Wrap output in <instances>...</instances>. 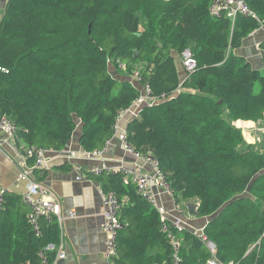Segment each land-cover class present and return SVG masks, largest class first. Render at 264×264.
<instances>
[{
    "label": "trees",
    "instance_id": "16d2710c",
    "mask_svg": "<svg viewBox=\"0 0 264 264\" xmlns=\"http://www.w3.org/2000/svg\"><path fill=\"white\" fill-rule=\"evenodd\" d=\"M212 1L9 0L0 22V116L16 123L25 147L63 151L81 123L82 149L101 151L119 113L141 95L111 65L122 76L141 65L140 84L160 101L128 125L127 141L154 156L177 203L195 200L196 218L215 216L203 236L180 235V264H208V242L219 263L264 264V152L236 125L264 119V63L257 69L236 55L264 23V0H245L255 17L233 21L211 16ZM185 50L197 67L182 81L174 52ZM101 180L122 203L126 226L114 264H173L157 209L120 175ZM4 197L0 264H41L43 250L53 261L56 252L45 248L59 243L56 218L42 219L37 237L22 197Z\"/></svg>",
    "mask_w": 264,
    "mask_h": 264
},
{
    "label": "crops",
    "instance_id": "0c3cea01",
    "mask_svg": "<svg viewBox=\"0 0 264 264\" xmlns=\"http://www.w3.org/2000/svg\"><path fill=\"white\" fill-rule=\"evenodd\" d=\"M8 2L9 0H0V22L4 17ZM263 46L264 23L243 41L236 55L246 59L254 68L261 69L264 63ZM174 56L181 73V80L184 81L186 72L181 57L175 52ZM114 77L120 81L130 82L143 92V86L135 77L122 76L118 72ZM143 109L130 108L122 120L121 132L126 133L127 124L137 119ZM81 132V123H78L75 136L63 151L48 150L44 155L43 170H37L35 160L24 155L17 137L8 138L0 134V188L5 189L8 194H17L22 197L31 181L44 185L60 204L64 215L70 212L76 214L74 219L68 218L64 222L67 258L63 264H106L105 242L107 237L102 228L103 216L101 215L102 195L105 191L101 179H106L112 169L130 167L134 160L124 152L117 140H114L101 156L96 155L95 152L84 151L79 144ZM76 167H81L86 171L102 168L104 172L100 177L90 176L88 179L78 181ZM23 173L29 174V179H21L20 175ZM154 191L158 195L159 202L168 209L169 215L178 216L188 230L196 233L206 227L208 218L198 219L193 215L197 207L195 200L181 201V207L186 206L185 213L182 209V213L176 215L172 213V199L159 188ZM27 209L30 212L28 206ZM156 253L155 249L147 256H153Z\"/></svg>",
    "mask_w": 264,
    "mask_h": 264
},
{
    "label": "built area",
    "instance_id": "2783aa9c",
    "mask_svg": "<svg viewBox=\"0 0 264 264\" xmlns=\"http://www.w3.org/2000/svg\"><path fill=\"white\" fill-rule=\"evenodd\" d=\"M223 12H225L227 17L232 21L235 20L239 14L255 17V13L249 8L245 0H213L210 6L211 16L220 17ZM181 59L185 72L193 73L197 67V62L192 56L190 50H185L181 54ZM119 68L120 70L125 71L127 65L120 63ZM133 77H135L140 83L141 76L138 72H135ZM159 101V99L152 97L151 88L149 86H144L143 92H141V95L135 100L130 108H144ZM130 108L119 113L117 123L114 126L113 136L106 140L103 149L101 151H95V154L101 156L103 152L108 150L114 140H117L121 144L124 152L134 160V163L130 167H119L110 170L109 173L118 174L126 183L134 184L136 186L138 197L157 209L162 221V232L167 235L173 250V264H180L183 244L180 235L187 228L178 216L169 215L170 213L168 209L159 202L158 195L155 193L154 189H161L172 199V213H176V215L182 213L181 203H177L174 199V191L170 188L167 176L160 169L154 156L151 153L137 151L128 143L126 133L121 132L122 120ZM19 129L20 128L16 123L8 116H0V134L5 135L8 138H15L17 137ZM21 151L27 158L35 160V168L37 170H43L44 155L48 150L36 147L28 148L22 145ZM75 172L77 174L76 179L82 181L88 179L90 176L99 177L103 174L104 170L102 168H94L91 171H86L81 167H76ZM20 178L27 180L29 179V174L23 173L20 175ZM6 192L5 189L0 188V209L4 203ZM22 201L30 208L28 218L37 237L40 236V221L45 219L49 222L53 217L56 218L60 231L59 243L57 245H49L45 248L46 251L56 252L55 259L51 261L44 253V250L41 251L39 255L41 257V264H60V261H64L67 258L64 222L68 218L74 219L76 214L70 212L68 215H64L60 204L50 194L48 188L36 181H31L28 184L26 191L22 194ZM121 208L122 203L114 192L110 191L108 193H103L101 215L103 216L102 228L107 237L105 242L106 264H114L115 259L118 256V234L126 227L119 217ZM208 247L211 251V259L208 264H234L219 263L215 257V246L211 242H208Z\"/></svg>",
    "mask_w": 264,
    "mask_h": 264
},
{
    "label": "rangeland",
    "instance_id": "374dc122",
    "mask_svg": "<svg viewBox=\"0 0 264 264\" xmlns=\"http://www.w3.org/2000/svg\"><path fill=\"white\" fill-rule=\"evenodd\" d=\"M141 69H142L141 65L136 66V70H137L136 72L139 73V71ZM116 72H118L117 69L111 65V73H116ZM236 125L238 128H240L242 130V133H243V136H244L246 143H250V144L254 145L255 149L259 153L264 152V119H262L260 122H257L255 124H251V125L246 126V127H244L242 123H237ZM185 208H186L185 205L182 206L184 213H185ZM203 232H204V229H200L199 231L196 232V234L199 236H202ZM205 240H206V238H205Z\"/></svg>",
    "mask_w": 264,
    "mask_h": 264
},
{
    "label": "water",
    "instance_id": "95a60500",
    "mask_svg": "<svg viewBox=\"0 0 264 264\" xmlns=\"http://www.w3.org/2000/svg\"><path fill=\"white\" fill-rule=\"evenodd\" d=\"M116 73H117V72H116ZM116 73H115V74H116ZM115 74L112 73L113 76H115ZM144 108H145V107H144ZM127 127H128V124H127V126H126V128H125V131H127ZM213 218H215V216L208 218V219H207V224H208ZM63 263H64V261H60V264H63Z\"/></svg>",
    "mask_w": 264,
    "mask_h": 264
}]
</instances>
